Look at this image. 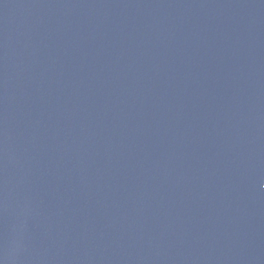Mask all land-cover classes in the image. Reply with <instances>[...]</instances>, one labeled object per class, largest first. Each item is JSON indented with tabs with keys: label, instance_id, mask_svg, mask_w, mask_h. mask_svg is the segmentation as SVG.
Here are the masks:
<instances>
[{
	"label": "water",
	"instance_id": "water-1",
	"mask_svg": "<svg viewBox=\"0 0 264 264\" xmlns=\"http://www.w3.org/2000/svg\"><path fill=\"white\" fill-rule=\"evenodd\" d=\"M0 264H264V0H0Z\"/></svg>",
	"mask_w": 264,
	"mask_h": 264
}]
</instances>
